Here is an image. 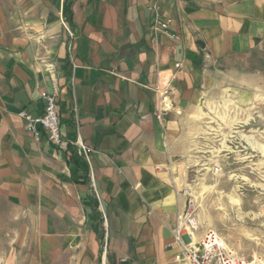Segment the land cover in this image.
<instances>
[{
	"label": "crops",
	"instance_id": "1",
	"mask_svg": "<svg viewBox=\"0 0 264 264\" xmlns=\"http://www.w3.org/2000/svg\"><path fill=\"white\" fill-rule=\"evenodd\" d=\"M44 95L61 146L20 116H42ZM226 96L264 116V0H0V196L26 264H188L171 234L188 199L167 170L174 131Z\"/></svg>",
	"mask_w": 264,
	"mask_h": 264
},
{
	"label": "rangeland",
	"instance_id": "2",
	"mask_svg": "<svg viewBox=\"0 0 264 264\" xmlns=\"http://www.w3.org/2000/svg\"><path fill=\"white\" fill-rule=\"evenodd\" d=\"M174 133L179 151L167 170L195 200L201 232H217L253 261L264 253V116L226 96L182 115ZM25 235L20 214L0 196V264H26Z\"/></svg>",
	"mask_w": 264,
	"mask_h": 264
},
{
	"label": "built area",
	"instance_id": "3",
	"mask_svg": "<svg viewBox=\"0 0 264 264\" xmlns=\"http://www.w3.org/2000/svg\"><path fill=\"white\" fill-rule=\"evenodd\" d=\"M154 18L153 29L155 31H169L171 21L164 20L157 5L151 7ZM71 39L75 37L74 32L67 29ZM159 91V89H158ZM45 110L40 117L34 118L22 112L20 116L26 120L27 131L40 139L43 135L55 144L61 146L65 143L60 126L59 108L55 95H44ZM165 101V99H164ZM167 112V106L157 114L159 120ZM80 154L91 166V155L96 151L88 145L76 143ZM219 173V169H215ZM186 194V193H185ZM187 196V203L183 212L178 216L176 225L171 229L175 243L180 247V254L176 261L188 264H264V253L253 261H247L240 257L230 247L227 241L213 230L201 232L199 220L196 214L195 200Z\"/></svg>",
	"mask_w": 264,
	"mask_h": 264
},
{
	"label": "trees",
	"instance_id": "4",
	"mask_svg": "<svg viewBox=\"0 0 264 264\" xmlns=\"http://www.w3.org/2000/svg\"><path fill=\"white\" fill-rule=\"evenodd\" d=\"M65 15H66V20L71 24V22H72V10H71V5L68 3L65 6ZM72 161L76 162L77 165L82 166V162L80 161V159L78 157H73Z\"/></svg>",
	"mask_w": 264,
	"mask_h": 264
},
{
	"label": "bare ground",
	"instance_id": "5",
	"mask_svg": "<svg viewBox=\"0 0 264 264\" xmlns=\"http://www.w3.org/2000/svg\"><path fill=\"white\" fill-rule=\"evenodd\" d=\"M249 144H250L253 148H255V149L257 148V145L254 144L253 142H250V141H249Z\"/></svg>",
	"mask_w": 264,
	"mask_h": 264
}]
</instances>
